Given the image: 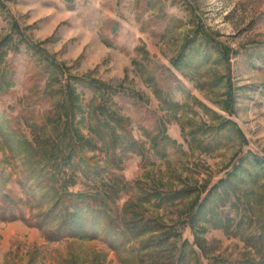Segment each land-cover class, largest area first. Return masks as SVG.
I'll return each instance as SVG.
<instances>
[{"label": "rangeland", "instance_id": "rangeland-1", "mask_svg": "<svg viewBox=\"0 0 264 264\" xmlns=\"http://www.w3.org/2000/svg\"><path fill=\"white\" fill-rule=\"evenodd\" d=\"M42 57L103 83L100 101L119 119L114 148L110 130L87 121L93 91L76 82L75 123L102 180L79 177L72 191L119 184L116 215L129 203L180 227L198 264L259 262L221 227L241 225L236 201L264 219V0H0V81L11 85L0 91V264H147L102 233L49 240L38 225L51 204L32 180L30 157L61 117ZM226 179L235 194L221 199ZM158 192L171 198L160 202Z\"/></svg>", "mask_w": 264, "mask_h": 264}, {"label": "trees", "instance_id": "trees-1", "mask_svg": "<svg viewBox=\"0 0 264 264\" xmlns=\"http://www.w3.org/2000/svg\"><path fill=\"white\" fill-rule=\"evenodd\" d=\"M42 54L48 55L47 52ZM42 60L46 62L44 68L48 74L47 87L50 89L46 94L50 100H54L59 95L61 98L60 101L58 100L59 102L56 100L53 102V106L61 117L59 120H54L58 123L54 124L53 133L47 137L49 140L47 147L42 148L36 156L30 157L32 180L35 184L37 183L40 191H44L43 202L51 204L46 210L39 212L36 217L46 238L49 240H60L65 237L96 239L102 233L114 249H117L116 241L120 240L126 250L138 251L141 254L142 263L198 264L200 259L194 249L195 244H190L188 240L182 239L180 227H168L157 218L147 217L129 203L124 207L121 216L116 215L115 205L118 194L122 190L119 184H105L99 188L95 183L92 185L89 183L90 185H87L89 190L86 191L74 192L70 189L71 185L79 182V177L97 183L102 180L100 166L93 162L92 158L86 156L85 146L91 144V141L87 142L80 136L76 125L78 123H75L77 120L76 111L80 109L76 82L84 83L93 91L94 95L89 104L87 121L93 128L105 127L110 130L112 137L110 144L114 148L119 143L117 141L119 136L113 137L114 134H117L114 126L119 123V119L107 112V108L101 102L106 99L98 95L101 89L106 87L103 83L90 80L87 77L67 75L63 64L50 60L48 57H44ZM6 83L0 81V91L3 94L7 93L11 86ZM100 99L102 100L100 101ZM104 114L107 116L109 114L111 118H105ZM120 126L126 128L122 121ZM95 131L98 135L100 134L97 130ZM254 164L262 166L263 162L256 158ZM220 183L224 185H220L218 188L222 189V194L218 196L221 199L228 198L229 190L233 189L229 185L230 182L226 179ZM237 191L238 189H236ZM169 195L171 194L159 193L160 202L169 200L171 198ZM210 195L207 194L205 202ZM242 204L245 207L240 208ZM242 204L237 201L233 203L236 209H240L241 225L221 228L229 230L232 235L240 236L245 244L258 254L260 259L257 264H264V219L259 221L256 218L253 208L248 202H242ZM202 205L205 207L204 203H201ZM199 211L196 213L198 214ZM196 213L187 215L186 221L195 234L197 231L200 232L195 230ZM214 214L219 215L217 212ZM220 218L224 220L225 224L229 221L227 215ZM242 224H246V227H241ZM194 243L198 248H204L197 237Z\"/></svg>", "mask_w": 264, "mask_h": 264}]
</instances>
